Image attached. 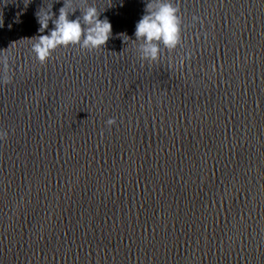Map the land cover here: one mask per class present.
I'll list each match as a JSON object with an SVG mask.
<instances>
[{"label":"water","instance_id":"1","mask_svg":"<svg viewBox=\"0 0 264 264\" xmlns=\"http://www.w3.org/2000/svg\"><path fill=\"white\" fill-rule=\"evenodd\" d=\"M75 2L106 47L41 63L64 0H0V264H264V0H172L152 63L146 0Z\"/></svg>","mask_w":264,"mask_h":264},{"label":"clouds","instance_id":"2","mask_svg":"<svg viewBox=\"0 0 264 264\" xmlns=\"http://www.w3.org/2000/svg\"><path fill=\"white\" fill-rule=\"evenodd\" d=\"M75 3V0H64L58 16L50 8L35 14L40 25L39 31L47 30L49 21L53 25L47 34L32 38L35 40L32 51L41 63L46 62L58 47L78 45L89 51L106 47L112 36L110 21L107 18L100 19L102 12L95 6L77 8L73 6ZM77 10L80 15L72 19ZM181 25L179 8L172 0H146L144 14L135 24L134 32L139 59L149 63L156 62L160 58L162 47L171 51L180 46ZM121 37L124 42L125 37L129 39L126 34H121ZM180 63L183 64V57ZM106 123L111 126L115 121L109 119Z\"/></svg>","mask_w":264,"mask_h":264}]
</instances>
